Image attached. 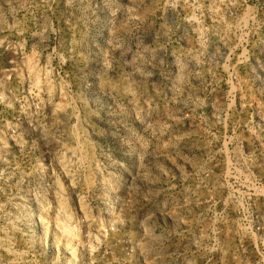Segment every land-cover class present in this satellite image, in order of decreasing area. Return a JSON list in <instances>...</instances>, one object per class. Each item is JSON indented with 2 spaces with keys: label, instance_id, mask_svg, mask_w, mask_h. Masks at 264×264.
Masks as SVG:
<instances>
[{
  "label": "rangeland",
  "instance_id": "374dc122",
  "mask_svg": "<svg viewBox=\"0 0 264 264\" xmlns=\"http://www.w3.org/2000/svg\"><path fill=\"white\" fill-rule=\"evenodd\" d=\"M0 264H264V0H0Z\"/></svg>",
  "mask_w": 264,
  "mask_h": 264
}]
</instances>
